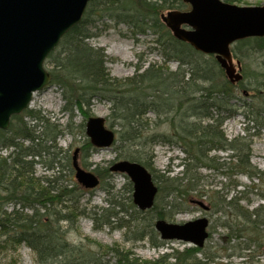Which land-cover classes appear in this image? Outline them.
<instances>
[{"label": "trees", "instance_id": "1", "mask_svg": "<svg viewBox=\"0 0 264 264\" xmlns=\"http://www.w3.org/2000/svg\"><path fill=\"white\" fill-rule=\"evenodd\" d=\"M222 1L245 4V0ZM184 7L182 0H92L81 21L60 39L44 62L51 84L62 93L63 110L70 115L77 110L87 119L92 99L109 103V125L116 129L112 144L117 153L114 161L136 162L148 170L157 188L152 208L145 212L135 208L131 200L132 184L125 176L124 205L118 197L120 191L112 193L113 189H108L105 183L112 176L109 166L95 165L93 172L100 180L99 186L110 197L106 200L107 208L86 211L80 201L88 191L75 182L68 183L61 172V149L57 148V140L63 134L60 126L36 111L25 110L11 117L6 130H0V151L7 152L0 155V264H19L9 253L16 252L20 245L31 250L38 264H167L169 259L174 264H207L214 258L204 254L203 248L171 250L151 263L139 262L130 252L123 253L117 247L98 245L101 252H90L81 245L70 244L66 238L68 228H74L78 218L87 215L96 223L95 227L132 228L134 241L148 238L153 248L164 247L166 242L157 238L154 221L170 222L182 210L181 199L189 192H198L197 198L207 194L203 189L197 190L202 179L199 169L217 171L228 180L230 189L226 198L216 191L218 199L212 196L210 201L214 209L230 212L221 224L227 231L228 243L240 240L242 257L245 251L250 256L264 248V205L249 209L247 195H236L258 190V184L243 186L236 180L238 176L257 183L263 180L250 164L251 141L243 136L229 139L222 129L224 121L235 113L231 101L237 99L236 88H248L246 93H251L250 102L241 104L247 107L242 113L246 122L264 129V36L246 38L231 46L232 57L242 64V79L247 83L242 80L230 84L213 56H205L176 40L162 23L164 11H182ZM105 21L111 27L126 26L133 36L149 33L162 64L154 62L144 69L137 64L133 76L111 77L105 68L103 51L89 44ZM170 61L177 64L173 71L166 67ZM252 63L255 69L249 71L246 66ZM148 115L154 117V126L169 123L172 136L156 130L147 133ZM159 142L180 145L187 154L182 164L184 178L170 179L151 168L150 147ZM93 150L87 138L81 147L84 170L85 158ZM213 151L226 153L224 160L210 156ZM37 165L52 175L36 176ZM67 165L72 174L70 158ZM242 186V191H236ZM231 191L236 194L228 196ZM258 194L264 200V194ZM168 197L172 200H167ZM242 201L246 206L241 205ZM6 205H12L10 212ZM201 253L203 258L199 260L196 256ZM108 255L110 259H105Z\"/></svg>", "mask_w": 264, "mask_h": 264}, {"label": "rangeland", "instance_id": "2", "mask_svg": "<svg viewBox=\"0 0 264 264\" xmlns=\"http://www.w3.org/2000/svg\"><path fill=\"white\" fill-rule=\"evenodd\" d=\"M235 5L241 7L264 6V0H245V4L235 3ZM184 8L186 9V7ZM166 12L167 11H164L163 13ZM95 33L96 35L89 40V44L93 48H98L103 51V54L106 57L105 68L111 77L118 79L131 77L135 72V65L137 64H140L143 69L154 62L162 64L160 53L155 49L153 37L149 33L133 36L126 26L119 25L111 27V23L108 21H105L104 25H99ZM233 65L236 69L237 66L235 60H233ZM166 67L170 71H173L177 68V64L170 61L166 64ZM240 67H242V64ZM246 67L249 71H254L255 69L253 63L247 64ZM239 73L243 75L242 69ZM242 80L243 84L247 83L246 80ZM246 90H248V88L235 89L237 99L236 101H231L232 104H235V113L224 121L222 129L226 137L229 139L235 136H243L251 141L250 164L260 172V176L263 180L261 183H257V181H250L245 176H238L236 180L243 184V186H249L251 183L258 184V190H255L252 193H247V190H245V193L239 194H236L235 191H231L228 196L236 194L239 197L246 194L249 200L248 208L253 209L259 204L264 205V200L261 199L258 194L259 192L264 194V129L252 126V123L250 124L246 122L245 117L242 115V113L247 110V107L242 106L241 104L250 102L249 97L251 96V93H246ZM242 92H244V95ZM64 106L65 102L62 99L60 89L55 85L50 84L49 87L44 88L42 91L34 93L27 110L36 111L49 118L50 122H54L60 126V130L63 131V134L57 140V148L61 149V172L66 177L68 183H77L74 174H71L68 170L67 158H70L71 165V157L73 152L77 150V161L79 166H82L84 159L81 147L87 139V136L85 135V123L87 119H83L82 115L79 114L77 110H73L72 115H70L68 111L63 110ZM88 113L90 117L104 119L105 127L113 132L116 131L114 127L112 128L109 125V103L92 99L91 106L88 108ZM148 120H150V124L147 133L149 130H156V132H160L166 136H172V130L169 123L154 126L152 124V121L154 120L152 115H148ZM28 124L31 126L33 123ZM81 125H83V127H81ZM147 133L144 134L147 135ZM116 144H118V142ZM115 148V146L106 149L94 148L93 151L89 152V156L85 158V170L92 171L95 165H99L101 168L109 166V163L116 158L117 153ZM150 150L153 154L150 166L155 173L165 175V177H169L170 179L184 178L182 173L184 166L182 164L184 163L185 158H187V154L183 151L180 145L161 144L159 142L154 143L153 147H150ZM6 154L7 152L0 151L1 156H5ZM211 155H215L223 161L226 153L222 151H213L210 153V156ZM35 170L36 176L38 177L50 175V173H45L44 168L41 165H37ZM199 176L202 179L200 180L201 186H198L197 190L203 189L207 191V194L201 198H197L196 193L198 192H189L185 198L183 197L184 199H181L183 203L181 206L182 210L173 215L170 222L185 223L200 217L208 219L209 237L204 243L203 253L214 259L213 261H208L207 264H264V248L259 249L257 253L250 256H246L248 253H245V251L243 253L245 256L243 255L242 257V255H240L242 252L239 249V246L241 245L240 240L228 243V238L226 236L227 231L221 226V224L226 220V215H230V212L219 211V209L216 210L211 207V197L213 196L215 199H218L215 194L216 191H221L220 196L223 195V198H226L225 194L230 189L228 186V180L217 171L211 169H199ZM125 182L126 178L118 173H112V176L105 180L108 189H113L112 193L116 194L120 191L118 197L123 199L122 203L124 205L126 204L125 199L127 194L122 187ZM182 182L185 183L186 181L183 180ZM243 186L237 187L236 191H242L244 189ZM88 191L89 192L84 194L81 198V205L86 211L108 207L106 200L109 199L110 196H108L100 186ZM194 199L201 202L206 210H203L204 208L193 203L192 201ZM167 200L170 201L172 198L168 197ZM241 205L246 206V202L242 201ZM11 208V205H6L7 212H10ZM128 218L129 217H125L124 220L126 221ZM95 225L96 223H94L87 215L80 216L75 227L68 228L66 238L70 244L74 246L81 245L83 249L89 250L90 252L99 251L98 245L110 248L117 247L118 250L123 253L130 252L132 258L139 260V262L151 263L160 259V255L170 254L171 250L181 252L184 248L189 246L177 241H167L164 247L153 248L150 245L148 238L144 239L142 242L134 241L132 239L133 235L130 232L132 231V228L126 229L114 226H112V228L107 226L100 228L99 226L95 227ZM62 226L64 228L65 224ZM156 236L160 240L157 232ZM105 251L106 250L104 249L102 253H105ZM203 253L196 257L199 260H202ZM9 256L17 259L19 264H38L35 262L31 250L25 245L17 247L16 252L9 253ZM105 259H110V256H105ZM167 264H174L173 259H169Z\"/></svg>", "mask_w": 264, "mask_h": 264}, {"label": "water", "instance_id": "3", "mask_svg": "<svg viewBox=\"0 0 264 264\" xmlns=\"http://www.w3.org/2000/svg\"><path fill=\"white\" fill-rule=\"evenodd\" d=\"M92 0H0V130H6L12 116L21 114L34 93L49 87L51 76L44 68L47 56L75 25ZM187 12L170 11L161 21L172 36L193 50L214 56L231 84L242 79L240 64L233 65L230 47L246 38L264 36V6L241 7L222 0H183ZM238 73H237V72ZM85 135L98 149L109 148L114 132L104 119L90 117ZM72 156L74 178L85 189H94L98 179L82 169ZM109 170L124 174L132 184V203L139 211L150 210L157 188L142 165L127 160L114 162ZM206 208L202 203H197ZM205 217L185 223L156 220L154 229L161 240H176L203 247L207 237Z\"/></svg>", "mask_w": 264, "mask_h": 264}, {"label": "bare ground", "instance_id": "4", "mask_svg": "<svg viewBox=\"0 0 264 264\" xmlns=\"http://www.w3.org/2000/svg\"><path fill=\"white\" fill-rule=\"evenodd\" d=\"M115 162V161H114ZM113 162V163H114ZM112 163V164H113ZM112 164H110L109 165V167L112 165ZM109 167H108V170H109ZM45 171V170H44ZM89 172H91L97 179H98V182L100 183V180H99V178L95 175V173L93 172V169H92V171H89ZM109 172L111 173V171L109 170ZM45 173H50V175H43V176H51L52 175V173L51 172H48V171H45ZM76 181V180H75ZM77 182V181H76ZM99 183H98V185L97 186H99ZM78 184V183H77ZM79 185V184H78ZM83 190H85V191H88V190H92V189H85V188H83ZM89 192V191H88ZM80 203H81V201H80ZM12 206V205H11Z\"/></svg>", "mask_w": 264, "mask_h": 264}, {"label": "flooded vegetation", "instance_id": "5", "mask_svg": "<svg viewBox=\"0 0 264 264\" xmlns=\"http://www.w3.org/2000/svg\"><path fill=\"white\" fill-rule=\"evenodd\" d=\"M185 7H186V9H184L182 11H189L190 10V6L189 5L185 4Z\"/></svg>", "mask_w": 264, "mask_h": 264}]
</instances>
